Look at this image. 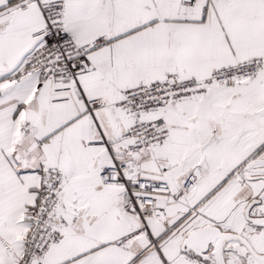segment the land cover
Instances as JSON below:
<instances>
[{
	"label": "snow or ice",
	"instance_id": "snow-or-ice-1",
	"mask_svg": "<svg viewBox=\"0 0 264 264\" xmlns=\"http://www.w3.org/2000/svg\"><path fill=\"white\" fill-rule=\"evenodd\" d=\"M0 264H264V0H0Z\"/></svg>",
	"mask_w": 264,
	"mask_h": 264
}]
</instances>
